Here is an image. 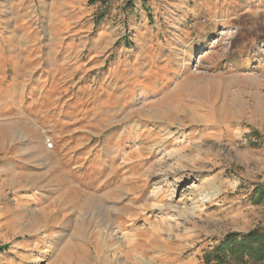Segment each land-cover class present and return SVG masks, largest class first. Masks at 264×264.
I'll return each instance as SVG.
<instances>
[{"label":"rangeland","instance_id":"1","mask_svg":"<svg viewBox=\"0 0 264 264\" xmlns=\"http://www.w3.org/2000/svg\"><path fill=\"white\" fill-rule=\"evenodd\" d=\"M91 51L98 91H7ZM0 90V264H206L264 226V0H0Z\"/></svg>","mask_w":264,"mask_h":264},{"label":"crops","instance_id":"2","mask_svg":"<svg viewBox=\"0 0 264 264\" xmlns=\"http://www.w3.org/2000/svg\"><path fill=\"white\" fill-rule=\"evenodd\" d=\"M97 43V40L93 41L94 45ZM92 51L88 61L84 62L82 68L84 70L80 72L81 77L77 83H73L74 79L67 72L66 64H60L51 59L45 61L39 70H30L23 74L17 72L13 84L7 91H71L74 87L77 88L76 91H98L99 81L101 80L98 74L100 66H91V64L100 57L97 52ZM20 62L23 63L21 60ZM19 67L21 65L17 66L18 69ZM86 68L88 69L86 70ZM110 75V72L105 73L104 79L109 80Z\"/></svg>","mask_w":264,"mask_h":264},{"label":"trees","instance_id":"3","mask_svg":"<svg viewBox=\"0 0 264 264\" xmlns=\"http://www.w3.org/2000/svg\"><path fill=\"white\" fill-rule=\"evenodd\" d=\"M264 189L257 187V201ZM5 247H0L2 250ZM206 264H264V226H256L243 234L228 233L223 241L204 255Z\"/></svg>","mask_w":264,"mask_h":264},{"label":"built area","instance_id":"4","mask_svg":"<svg viewBox=\"0 0 264 264\" xmlns=\"http://www.w3.org/2000/svg\"><path fill=\"white\" fill-rule=\"evenodd\" d=\"M46 145H47V147H49V148H51V147H52V143L50 142V140H49V139H47V141H46Z\"/></svg>","mask_w":264,"mask_h":264},{"label":"bare ground","instance_id":"5","mask_svg":"<svg viewBox=\"0 0 264 264\" xmlns=\"http://www.w3.org/2000/svg\"><path fill=\"white\" fill-rule=\"evenodd\" d=\"M143 100V99H142ZM92 196V195H91Z\"/></svg>","mask_w":264,"mask_h":264}]
</instances>
